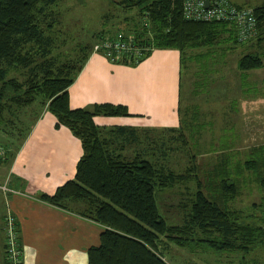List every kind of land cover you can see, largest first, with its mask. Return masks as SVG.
Returning a JSON list of instances; mask_svg holds the SVG:
<instances>
[{
  "label": "trees",
  "instance_id": "16d2710c",
  "mask_svg": "<svg viewBox=\"0 0 264 264\" xmlns=\"http://www.w3.org/2000/svg\"><path fill=\"white\" fill-rule=\"evenodd\" d=\"M58 3L59 0H0V120H5L7 111L11 114L6 115L15 119L36 104L48 105L49 112L57 119L56 129L67 128L81 142L83 156L75 179L54 195L40 194L37 198L104 228L100 246L88 251L89 264H168L164 260L165 249L162 250L165 244L191 252L204 249L241 254L243 260L264 247V218L231 208L241 196L239 181L244 172L251 173L264 190V145L251 151L250 158L237 167L236 177L224 170L220 180L210 183L206 192L197 180L198 191L185 224L169 226L159 214L156 192L192 180L194 169L177 175L158 169L141 156L133 160L125 158L114 149V139L131 143L136 140L135 130L117 128L112 138L111 133L105 134L96 124L95 118L132 117L127 107L98 104L90 109H72L69 99V88L97 43L112 40L119 34L132 38L136 50L124 53L115 63L130 67L139 66L155 50L179 51L184 73L194 60L212 58L211 50L217 46L232 49L253 41L264 43V3L252 8L257 21L255 38L239 43L236 28L230 23L186 19L184 0H122L120 6L138 12L137 20L114 32L98 34L94 45H84L76 59L65 63H59L54 56L58 18L50 9ZM198 50L208 52L191 55L190 52ZM263 66L262 54L257 52L244 55L238 63L243 73ZM24 71L25 81L10 77ZM195 107H183L180 101L179 112L197 115L199 111ZM181 114V126L170 129V133L178 134L177 138L186 142L187 134L197 133V119L187 121ZM11 148L10 144L4 145L6 156L0 163L9 164L13 160ZM6 263L9 264L7 259Z\"/></svg>",
  "mask_w": 264,
  "mask_h": 264
},
{
  "label": "rangeland",
  "instance_id": "374dc122",
  "mask_svg": "<svg viewBox=\"0 0 264 264\" xmlns=\"http://www.w3.org/2000/svg\"><path fill=\"white\" fill-rule=\"evenodd\" d=\"M120 2L122 0H59L58 5L50 9L58 18L54 56L59 63L76 59L84 45L95 44L98 34L114 32L127 24H133L138 12L127 11L119 5ZM244 2L245 7L252 9L262 6L264 0ZM211 51L212 58L200 62L194 60L190 63V69L183 74L181 105H196L195 109L199 112L194 115L178 111L179 127L180 114H184L187 121L195 117L198 127L196 135L187 134V141L183 142L177 138L178 134L170 133V129L141 127L134 129L136 140L131 143L122 138L114 139L118 144H115L114 149L129 160L141 156L153 162L158 169L177 175L194 169L192 180L156 192L159 214L169 226L185 224L198 191L197 180L206 192L210 183L220 180L224 170L236 177L237 167L250 158L254 148L264 145V66L248 73L238 68L239 60L249 53L262 54L264 63V43L259 45L253 41L232 49L220 45ZM207 52L198 50L190 53L197 56ZM25 73H13L10 77L25 81ZM196 81L200 84H195ZM6 114L11 113L7 111L5 120H0V147L11 145V164L37 123L49 115L55 117L49 112L48 105L40 104L23 110L15 119ZM116 129L108 128L105 134L111 133L112 137ZM4 164L1 163L0 167ZM239 182L241 196L231 208L246 215L252 214L258 219L264 218V190L260 189L248 172L243 173ZM3 198L0 191V201ZM162 250L168 264H264V247L252 252L244 260L241 254H222L204 249L191 252L174 244L162 245Z\"/></svg>",
  "mask_w": 264,
  "mask_h": 264
},
{
  "label": "crops",
  "instance_id": "0c3cea01",
  "mask_svg": "<svg viewBox=\"0 0 264 264\" xmlns=\"http://www.w3.org/2000/svg\"><path fill=\"white\" fill-rule=\"evenodd\" d=\"M231 1L245 6L244 0ZM183 74L181 54L176 50H155L137 67L92 54L69 88L70 106L127 107L132 117L95 118L104 131L176 129ZM56 124L51 115L38 122L14 162L0 167L4 195L0 201V264H7L4 227L9 214L16 220L23 264H89V249L101 244V225L37 198L40 194L52 196L73 181L83 156L81 142L67 128L56 129Z\"/></svg>",
  "mask_w": 264,
  "mask_h": 264
},
{
  "label": "built area",
  "instance_id": "2783aa9c",
  "mask_svg": "<svg viewBox=\"0 0 264 264\" xmlns=\"http://www.w3.org/2000/svg\"><path fill=\"white\" fill-rule=\"evenodd\" d=\"M183 15L188 20L198 22H226L235 26L239 43H247L257 33V21L250 8H239L230 0H184ZM133 39L119 34L112 40L97 43L94 54H102L111 63H116L124 53L135 51ZM6 151L0 148V160ZM6 243L5 256L9 264H23V250L19 243L16 220L12 215L5 219Z\"/></svg>",
  "mask_w": 264,
  "mask_h": 264
}]
</instances>
